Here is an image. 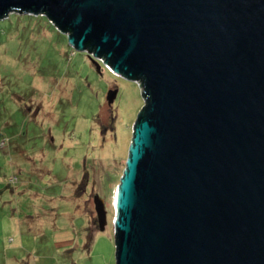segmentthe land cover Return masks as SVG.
Masks as SVG:
<instances>
[{
  "label": "water",
  "instance_id": "1",
  "mask_svg": "<svg viewBox=\"0 0 264 264\" xmlns=\"http://www.w3.org/2000/svg\"><path fill=\"white\" fill-rule=\"evenodd\" d=\"M15 12L142 83L115 264H264V0H0V18Z\"/></svg>",
  "mask_w": 264,
  "mask_h": 264
},
{
  "label": "rangeland",
  "instance_id": "2",
  "mask_svg": "<svg viewBox=\"0 0 264 264\" xmlns=\"http://www.w3.org/2000/svg\"><path fill=\"white\" fill-rule=\"evenodd\" d=\"M142 92L98 70L46 15L0 18V264L116 263L112 195Z\"/></svg>",
  "mask_w": 264,
  "mask_h": 264
},
{
  "label": "trees",
  "instance_id": "3",
  "mask_svg": "<svg viewBox=\"0 0 264 264\" xmlns=\"http://www.w3.org/2000/svg\"><path fill=\"white\" fill-rule=\"evenodd\" d=\"M49 22H50V21H49ZM64 31H68V30H67V29H64ZM86 47H90V42H87V43H86ZM97 62H98V64H99V68H100V63H101L102 61L97 60ZM104 67L108 69L107 66L104 65ZM108 70H109V69H108ZM142 95H143V98H145V94H144V92H142ZM123 165H124V164H123ZM11 181L14 182L13 179H11ZM112 191H113V190H112ZM112 194H113V192H112ZM114 194H115V193H114ZM112 196H113V197H112L111 207H112V211H114V195H112ZM107 214H108V213H107Z\"/></svg>",
  "mask_w": 264,
  "mask_h": 264
}]
</instances>
